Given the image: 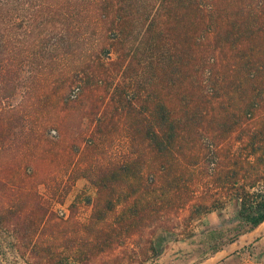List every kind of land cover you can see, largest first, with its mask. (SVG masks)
I'll use <instances>...</instances> for the list:
<instances>
[{
    "label": "trees",
    "instance_id": "trees-1",
    "mask_svg": "<svg viewBox=\"0 0 264 264\" xmlns=\"http://www.w3.org/2000/svg\"><path fill=\"white\" fill-rule=\"evenodd\" d=\"M82 1L105 37L79 63L83 81L75 90L94 82L100 93L91 102L86 163L74 177L86 178L95 197L84 222L41 202L20 207L14 229L29 260L96 264L128 240L145 259L156 252L158 229L185 233L229 204L237 232L264 221V0ZM50 2L0 0V62L2 34L22 27L5 17L21 9L34 50L46 52L40 60L52 59L63 37L46 45L35 34L44 8L62 9ZM105 54L114 55L106 66ZM7 83L12 95L16 84ZM116 132L126 145L106 155Z\"/></svg>",
    "mask_w": 264,
    "mask_h": 264
},
{
    "label": "rangeland",
    "instance_id": "rangeland-1",
    "mask_svg": "<svg viewBox=\"0 0 264 264\" xmlns=\"http://www.w3.org/2000/svg\"><path fill=\"white\" fill-rule=\"evenodd\" d=\"M21 1L36 5L43 0ZM50 1L54 8L62 9L44 8L45 13L49 12L48 19L44 13V18L35 21V34L46 45L63 37L64 41L56 42L58 49L52 51V59L40 60L46 52L42 55L38 47L34 50V37L21 20L22 9L14 16L5 17V24L11 18L13 25L22 27L12 32L6 29L2 34L5 40L0 62V140L3 139L0 144V252L5 256L3 264H34L14 229V216L20 207L41 202L64 218L70 215L84 222L90 215L89 201L95 197V188L86 178L74 177L79 174L78 167L86 163L83 148L92 127L91 102L100 93L92 81L75 90L83 81L79 63L88 59L87 55L94 48L103 46V42H99L105 37L101 21L87 10L84 1L59 0L62 3L58 5L57 0ZM63 45L67 49H63ZM64 50L69 53L65 54ZM34 53L36 57L32 56ZM107 57L105 54L101 58L105 66L114 55ZM8 81L16 84L12 95ZM87 85L90 88L87 89ZM91 88L94 91L89 92ZM125 145L122 133L116 132L104 150L106 155L116 156ZM238 225L235 206L229 204L192 221L185 233L158 229L153 235L156 252L152 254L148 250L145 259L139 247H133L128 240L98 256L96 264H263L254 241L241 243L244 232H237Z\"/></svg>",
    "mask_w": 264,
    "mask_h": 264
},
{
    "label": "crops",
    "instance_id": "crops-1",
    "mask_svg": "<svg viewBox=\"0 0 264 264\" xmlns=\"http://www.w3.org/2000/svg\"><path fill=\"white\" fill-rule=\"evenodd\" d=\"M89 210H91V208H89ZM241 236V241H244L241 243H246L248 241H254L256 243L261 259L264 261V221L253 229L245 231Z\"/></svg>",
    "mask_w": 264,
    "mask_h": 264
}]
</instances>
